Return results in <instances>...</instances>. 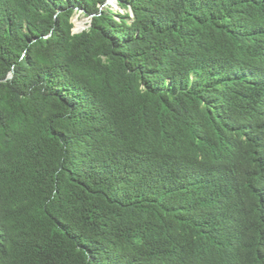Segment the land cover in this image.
Instances as JSON below:
<instances>
[{
    "label": "trees",
    "instance_id": "1",
    "mask_svg": "<svg viewBox=\"0 0 264 264\" xmlns=\"http://www.w3.org/2000/svg\"><path fill=\"white\" fill-rule=\"evenodd\" d=\"M116 1L0 0V264H264V0Z\"/></svg>",
    "mask_w": 264,
    "mask_h": 264
},
{
    "label": "rangeland",
    "instance_id": "2",
    "mask_svg": "<svg viewBox=\"0 0 264 264\" xmlns=\"http://www.w3.org/2000/svg\"><path fill=\"white\" fill-rule=\"evenodd\" d=\"M110 4L113 6V8L115 10H119L120 9L116 0H110ZM72 20H73V23H74V33H76V34L82 33L84 31L88 30L90 28V26H91V19L88 16L84 15L83 13H79L78 12L74 16V18ZM79 23H83L84 24V29L80 30Z\"/></svg>",
    "mask_w": 264,
    "mask_h": 264
},
{
    "label": "bare ground",
    "instance_id": "3",
    "mask_svg": "<svg viewBox=\"0 0 264 264\" xmlns=\"http://www.w3.org/2000/svg\"><path fill=\"white\" fill-rule=\"evenodd\" d=\"M79 28H80V30L84 29V24L83 23H79Z\"/></svg>",
    "mask_w": 264,
    "mask_h": 264
},
{
    "label": "clouds",
    "instance_id": "4",
    "mask_svg": "<svg viewBox=\"0 0 264 264\" xmlns=\"http://www.w3.org/2000/svg\"><path fill=\"white\" fill-rule=\"evenodd\" d=\"M92 23V22H91Z\"/></svg>",
    "mask_w": 264,
    "mask_h": 264
},
{
    "label": "water",
    "instance_id": "5",
    "mask_svg": "<svg viewBox=\"0 0 264 264\" xmlns=\"http://www.w3.org/2000/svg\"><path fill=\"white\" fill-rule=\"evenodd\" d=\"M92 22V21H91Z\"/></svg>",
    "mask_w": 264,
    "mask_h": 264
}]
</instances>
